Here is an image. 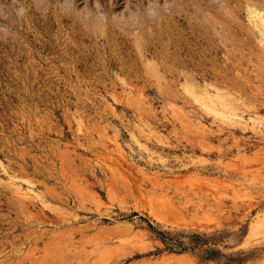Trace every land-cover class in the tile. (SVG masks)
<instances>
[{"label":"rangeland","instance_id":"374dc122","mask_svg":"<svg viewBox=\"0 0 264 264\" xmlns=\"http://www.w3.org/2000/svg\"><path fill=\"white\" fill-rule=\"evenodd\" d=\"M253 11L264 0H0V264H264Z\"/></svg>","mask_w":264,"mask_h":264},{"label":"bare ground","instance_id":"6f19581e","mask_svg":"<svg viewBox=\"0 0 264 264\" xmlns=\"http://www.w3.org/2000/svg\"><path fill=\"white\" fill-rule=\"evenodd\" d=\"M250 16L252 17L256 28L260 29L264 34V14L258 11H253L250 12ZM192 87L186 84V90L189 91L191 95L195 96V98L199 100L206 109L215 115L221 116L222 118H226L230 121H234L235 118H238L239 120L242 119L236 114L231 103H226L222 99H219V102H215L208 91H200L195 93V90Z\"/></svg>","mask_w":264,"mask_h":264},{"label":"clouds","instance_id":"9594fccd","mask_svg":"<svg viewBox=\"0 0 264 264\" xmlns=\"http://www.w3.org/2000/svg\"><path fill=\"white\" fill-rule=\"evenodd\" d=\"M155 3L159 4V0H155ZM161 7H158L156 10H154V13L151 16L147 17V18L157 19L159 17V15H160ZM127 15H135L137 24H140L141 21H142V18H144L141 13H139L137 11H133L131 9L128 11ZM113 19L116 20L118 18H117V16L114 15ZM9 34L10 33H9L8 29L0 28V38L7 37Z\"/></svg>","mask_w":264,"mask_h":264}]
</instances>
